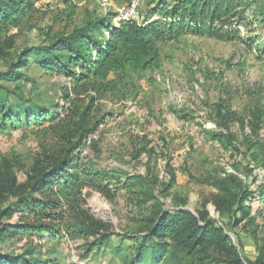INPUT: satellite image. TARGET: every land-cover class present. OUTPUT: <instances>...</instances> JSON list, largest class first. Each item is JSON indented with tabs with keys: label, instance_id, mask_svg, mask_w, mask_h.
<instances>
[{
	"label": "rangeland",
	"instance_id": "obj_1",
	"mask_svg": "<svg viewBox=\"0 0 264 264\" xmlns=\"http://www.w3.org/2000/svg\"><path fill=\"white\" fill-rule=\"evenodd\" d=\"M23 1L19 26L0 20V99L20 115L0 128V167L17 185L26 184L53 152L62 155L78 143L80 133L71 131L75 113L92 106L83 128L91 132L75 150L90 172L87 167L84 175L82 166L69 190L51 188L64 216L43 234L29 236L23 228L34 215L3 219L22 231L5 227L0 252L29 263L150 264L152 251L139 262L137 239L164 212L183 209L202 225L216 222L220 232L212 225L194 252L187 254L189 246L163 250L155 264H226L230 248L244 264L255 261L264 242V203L253 199L237 226L219 207L227 197L223 187L241 190L234 180L253 193L264 191V0L250 1L246 21L235 24L236 40L181 32L157 42L159 69L127 70L114 91L101 92L73 80L71 73L86 74L78 68L51 69V59L67 55L61 41L103 19L115 27L144 25L151 13L158 21L160 0ZM149 195L154 198L146 201ZM17 200L11 196L4 208Z\"/></svg>",
	"mask_w": 264,
	"mask_h": 264
},
{
	"label": "trees",
	"instance_id": "obj_2",
	"mask_svg": "<svg viewBox=\"0 0 264 264\" xmlns=\"http://www.w3.org/2000/svg\"><path fill=\"white\" fill-rule=\"evenodd\" d=\"M251 0H160L158 14L161 19L153 20L155 15H148L147 24L141 25L137 22H122L119 27L109 25L108 20H100L97 23L89 24L86 28L76 29L72 35L63 39L59 47L65 55L57 56L50 60L51 69L71 72L73 68H78L86 74L71 73L76 83H85L88 87L101 91H114L118 82L122 81V74L127 70L131 72L155 71L161 66V57L158 41L168 38H174L181 32H190L198 36H206L211 39L236 40L239 35V29L235 24L245 22V15L251 8ZM23 0H0V20L8 19L14 25L19 26L21 10L24 8ZM76 6L72 5V11ZM20 16V17H19ZM95 33L100 35L97 36ZM55 51L49 54L54 55ZM95 53V54H94ZM67 61V63H64ZM111 74H117V82L109 81ZM79 76V77H78ZM80 90L84 91L85 88ZM87 90V89H86ZM93 98L91 100L94 101ZM92 106H87L81 113H75L79 117L77 125L72 126L79 134L80 140L73 144L68 151L59 154L53 152L40 166L34 170V174L24 185H17L16 181L10 177L0 167V243L4 239L8 225H3L1 221L10 217L13 213H25L34 215L33 224L25 225L23 228L29 232V236H39L41 233L52 229L49 222L62 220L64 213L60 211L58 201L52 199L48 192L54 187L61 188L65 186L67 190L75 182L79 181L78 174L88 175L90 172L85 165H81V154L76 152L77 147H81L84 137L91 130L83 129L89 122ZM73 111L71 112V114ZM16 111L9 108L0 99V124L1 130H6L7 125L19 118ZM41 117H44L41 115ZM46 117V116H45ZM35 119L34 122L47 121V119ZM67 121L69 117H66ZM56 117L50 116V122H54ZM33 120V117L31 118ZM14 128V125L11 127ZM73 138V135H71ZM63 137V143L72 144ZM42 166H44L42 168ZM84 169L82 170V168ZM77 175V176H76ZM139 180H145L142 176ZM235 186L240 187L239 192H233V188H224L226 198L219 207L223 214L230 216L234 225L247 219L251 211L249 206L253 199L259 204L264 203V191L256 193L241 187L236 180ZM47 194L44 199L33 197V194ZM12 197L18 198L17 202L4 208ZM152 195L146 201L153 199ZM257 203V204H258ZM16 206V209L13 207ZM263 208L258 207L257 211ZM51 212L47 214L46 212ZM54 212H60L55 214ZM57 216V217H54ZM47 221L48 223H44ZM209 225V226H208ZM216 227V234L220 232L216 222L209 220L205 225L199 222L188 210H173L164 212L160 218L149 228V233L138 240L136 249L139 262L144 259L146 253L153 252V261L150 264L157 263L158 254L163 250H170V253L182 252L187 246V254L195 251V248L205 242L210 233V226ZM12 230L21 232L19 225L10 227ZM167 238V241H164ZM232 259L226 261V264H244L235 248H230ZM249 264H264V242L260 248V254L255 261ZM0 264H45L43 261L29 263L24 257H13L0 252Z\"/></svg>",
	"mask_w": 264,
	"mask_h": 264
},
{
	"label": "built area",
	"instance_id": "obj_3",
	"mask_svg": "<svg viewBox=\"0 0 264 264\" xmlns=\"http://www.w3.org/2000/svg\"><path fill=\"white\" fill-rule=\"evenodd\" d=\"M133 5H134V7H135V5H136V3H134L133 2ZM133 16L135 15L134 13H131ZM127 18V17H126ZM145 24H147L146 22H145Z\"/></svg>",
	"mask_w": 264,
	"mask_h": 264
}]
</instances>
